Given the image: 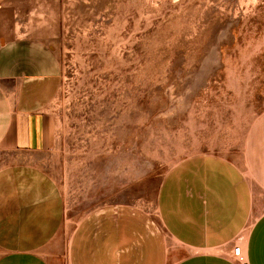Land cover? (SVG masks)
Masks as SVG:
<instances>
[{"label":"rangeland","instance_id":"obj_1","mask_svg":"<svg viewBox=\"0 0 264 264\" xmlns=\"http://www.w3.org/2000/svg\"><path fill=\"white\" fill-rule=\"evenodd\" d=\"M61 62L48 169L78 213L155 197L203 153L244 161L264 112V0H17ZM70 229L68 230V235Z\"/></svg>","mask_w":264,"mask_h":264},{"label":"crops","instance_id":"obj_2","mask_svg":"<svg viewBox=\"0 0 264 264\" xmlns=\"http://www.w3.org/2000/svg\"><path fill=\"white\" fill-rule=\"evenodd\" d=\"M16 2L0 0V264H242L236 245L264 264V112L242 163L191 155L151 201L120 192L80 214L48 169L61 62L47 41L20 35Z\"/></svg>","mask_w":264,"mask_h":264},{"label":"built area","instance_id":"obj_3","mask_svg":"<svg viewBox=\"0 0 264 264\" xmlns=\"http://www.w3.org/2000/svg\"><path fill=\"white\" fill-rule=\"evenodd\" d=\"M234 257L242 264H247V257L240 245H236L233 248Z\"/></svg>","mask_w":264,"mask_h":264}]
</instances>
